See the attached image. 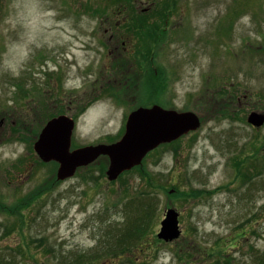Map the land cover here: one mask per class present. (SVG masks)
<instances>
[{
    "label": "rangeland",
    "instance_id": "obj_1",
    "mask_svg": "<svg viewBox=\"0 0 264 264\" xmlns=\"http://www.w3.org/2000/svg\"><path fill=\"white\" fill-rule=\"evenodd\" d=\"M161 1L135 0L133 8L157 25ZM105 2L0 0V259L256 264L251 255L264 251V124L246 118L264 114V0H177L157 44L143 33L156 48L149 65L120 16L92 14ZM155 102L194 112L201 126L146 155L147 173L108 182L101 158L56 182L55 165H40L32 150L37 127L57 112L75 117L76 148L119 139L127 114ZM175 189L201 195L168 194ZM149 191L153 215L125 210ZM170 209L181 235L164 242L156 235ZM129 215L147 225L145 240L118 250Z\"/></svg>",
    "mask_w": 264,
    "mask_h": 264
},
{
    "label": "water",
    "instance_id": "obj_2",
    "mask_svg": "<svg viewBox=\"0 0 264 264\" xmlns=\"http://www.w3.org/2000/svg\"><path fill=\"white\" fill-rule=\"evenodd\" d=\"M263 120L264 117L257 113H251L248 117V122L256 127L262 125ZM199 126V119L192 112H177L159 106L138 108L128 115L125 132L118 141L70 151L74 122L66 116H58L42 127L33 150L43 162L58 163V181L72 177L78 168L105 156L108 158L107 179L113 181L121 173L138 166L149 151ZM160 225L159 239L170 242L180 236L178 213L174 209L166 212Z\"/></svg>",
    "mask_w": 264,
    "mask_h": 264
},
{
    "label": "trees",
    "instance_id": "obj_3",
    "mask_svg": "<svg viewBox=\"0 0 264 264\" xmlns=\"http://www.w3.org/2000/svg\"><path fill=\"white\" fill-rule=\"evenodd\" d=\"M109 1V3H108ZM135 0H106L105 4L103 7L97 6L95 7H90V11L94 16H104L106 15L107 17L112 18L113 16L121 17L122 22L120 21V25L125 28L126 34L128 35H134L138 39V43L142 44L141 48H138L135 50V53H140L141 51H144V53H152V51L156 50V48L150 46L147 47L145 46L146 43L143 38L145 36L143 35L144 32H148L150 36L147 37L150 41V45L152 44H157L154 42V36H161V34L166 30L165 29V23L170 15V13L173 11L176 5L177 0H162L160 3L162 4L161 9H159V15H160V20L161 22L156 25V22H150L143 18L144 16L141 13H137L134 10V2ZM111 10L110 16H108V12ZM153 11V10H152ZM157 14V12H155ZM129 18V19H128ZM119 23V22H118ZM115 24V23H114ZM113 24V26H114ZM145 30V31H143ZM148 30V31H146ZM154 94V93H153ZM155 95V94H154ZM42 127L40 124L37 127L36 133L34 135V139L38 134L39 129ZM38 163L40 165L44 166V163L38 160ZM51 165H54V163H51ZM96 164H94L95 166ZM89 168H93V165L89 166ZM87 168V170L89 169ZM105 168L104 164L101 165V169L103 170ZM138 169L135 170L137 173L142 172L144 169L142 166L137 167ZM145 173H147L144 170ZM142 177H144L142 174H140ZM144 180L148 181L150 185H155L153 182H151L150 178H144ZM174 193L172 194L174 197H179L183 198L185 200L199 197L201 193L199 194H192V193H184L182 196L180 195V190L175 189L173 191ZM168 194H170L168 192ZM171 195V196H172ZM30 198L28 197L25 199L26 202H30ZM24 203V200L22 201ZM155 199L152 197V194L149 192H144L143 195L136 196L132 198L125 206V210H129V213L131 214V211L134 209V212H140L143 213L144 216L145 213H150L152 212V215L154 214L155 210L157 208V205L155 204ZM17 206V205H16ZM15 206V207H16ZM136 208V209H135ZM0 209H4L3 205H0ZM128 227L127 231H123L122 234L118 236V239L116 238L115 244L113 247H120L118 250L124 249V248H130L132 246L137 245L140 242L144 243L143 240V234L145 233V229L147 225H144L145 222H134L132 215H129V221H128ZM143 240V241H142ZM126 246V247H125ZM112 251V249H111ZM109 252V251H108ZM251 256L253 257V261H255L256 264H264V251L259 255L257 254H252ZM0 264H11L7 261H4L2 258L0 259Z\"/></svg>",
    "mask_w": 264,
    "mask_h": 264
},
{
    "label": "flooded vegetation",
    "instance_id": "obj_4",
    "mask_svg": "<svg viewBox=\"0 0 264 264\" xmlns=\"http://www.w3.org/2000/svg\"><path fill=\"white\" fill-rule=\"evenodd\" d=\"M137 55H138V53H137ZM121 61H122V60H118V59H117V61L114 62V63H115V66H116V65H120ZM119 67H120V66H119ZM119 67L116 66L117 70L119 69ZM121 70H122V69H121ZM125 75H126V73H125ZM125 78L129 79L128 77H125Z\"/></svg>",
    "mask_w": 264,
    "mask_h": 264
}]
</instances>
